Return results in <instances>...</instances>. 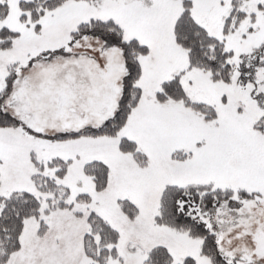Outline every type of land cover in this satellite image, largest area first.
<instances>
[{
	"label": "snow or ice",
	"instance_id": "obj_1",
	"mask_svg": "<svg viewBox=\"0 0 264 264\" xmlns=\"http://www.w3.org/2000/svg\"><path fill=\"white\" fill-rule=\"evenodd\" d=\"M0 264H264V0H0Z\"/></svg>",
	"mask_w": 264,
	"mask_h": 264
}]
</instances>
